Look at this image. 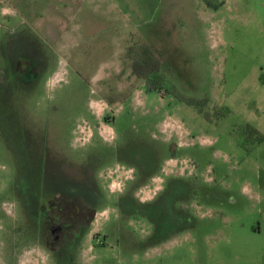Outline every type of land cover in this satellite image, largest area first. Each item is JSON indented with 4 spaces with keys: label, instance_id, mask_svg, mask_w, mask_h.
<instances>
[{
    "label": "rangeland",
    "instance_id": "obj_1",
    "mask_svg": "<svg viewBox=\"0 0 264 264\" xmlns=\"http://www.w3.org/2000/svg\"><path fill=\"white\" fill-rule=\"evenodd\" d=\"M133 43L230 114L130 102ZM246 123L264 133V0H0V264H264V141L231 136ZM57 197L97 211L60 248Z\"/></svg>",
    "mask_w": 264,
    "mask_h": 264
},
{
    "label": "trees",
    "instance_id": "obj_2",
    "mask_svg": "<svg viewBox=\"0 0 264 264\" xmlns=\"http://www.w3.org/2000/svg\"><path fill=\"white\" fill-rule=\"evenodd\" d=\"M121 62L123 65L121 73L125 74L128 69L130 76L143 82L144 90L147 94H160L165 97H171L176 102L193 108L210 124L219 123L231 112L227 107L213 104L207 98H195L182 94L173 83L176 75L174 69L168 63L163 62L152 48L145 43H133L129 45L121 57ZM107 99L110 105L117 102L112 97H107ZM104 119L107 122L109 117L106 116ZM231 136L241 141L240 145L246 152H249L250 149L264 141V133L248 123L235 127L231 132ZM53 200H56L58 207L63 211V214L65 213L64 217L67 219V222H62V225H60V228L64 230L60 234H58V231L53 233L52 230L56 226L46 221L45 212L42 213V222L48 237L56 234L54 235V239L57 240L59 243L58 247L60 248L62 245L72 242L78 230L83 228L88 229L93 222V214L77 222V207L80 206L83 210H86L88 208L86 204L79 202L77 197L68 199L57 197ZM53 200L51 203H53ZM78 203L79 205L77 206ZM69 212L75 218L68 222L70 217L67 213ZM46 242L49 243L50 241L47 240Z\"/></svg>",
    "mask_w": 264,
    "mask_h": 264
},
{
    "label": "flooded vegetation",
    "instance_id": "obj_3",
    "mask_svg": "<svg viewBox=\"0 0 264 264\" xmlns=\"http://www.w3.org/2000/svg\"><path fill=\"white\" fill-rule=\"evenodd\" d=\"M27 61H20V62H18L17 63V71L19 72V73H21L22 71H23V69L27 66ZM36 71V70H35ZM35 74V73H34ZM35 76V75H34ZM164 183V182H163ZM52 201V200H51ZM51 201H49V203L46 205V206H44L43 208H42V210H43V212H45L46 214V221H49V222H51L54 226H56V228H54L53 230H52V232L53 233H55V231H58V234H60V233H62V231L64 230V229H61L60 228V225H62V222H64V223H66L67 221V219L64 217L65 216V213L63 214V211L58 207V204L56 203V200H53V203H51ZM45 210V211H44ZM83 211H84V214H83ZM90 214H93V222L96 220V216H97V211H95V210H92V209H90V208H87L86 210H83L80 206L79 207H77V222H79L80 220H82L83 218H88V216L90 215ZM67 215L70 217V219L68 220V222L71 220V219H74L75 218V216L73 215V214H71L70 212L69 213H67ZM167 215L165 214V213H160V218H165ZM51 218V219H50ZM181 219V218H180ZM185 220V219H184ZM189 220H190V218H189ZM92 222V223H93ZM187 222V221H186ZM91 223V224H92ZM59 226V227H58ZM58 227V228H57ZM79 231V230H78ZM77 231V232H78ZM99 234H101V233H97V234H95L94 235V240L96 241V243L99 245L100 243H98V242H100L101 241V238H99L98 239V237L97 236H101V237H103V239L104 240H106V238H107V236H105V235H103V234H101V235H99ZM103 235V236H102ZM105 244V243H104ZM104 244L103 245H101L100 244V246H103L104 247Z\"/></svg>",
    "mask_w": 264,
    "mask_h": 264
},
{
    "label": "crops",
    "instance_id": "obj_4",
    "mask_svg": "<svg viewBox=\"0 0 264 264\" xmlns=\"http://www.w3.org/2000/svg\"><path fill=\"white\" fill-rule=\"evenodd\" d=\"M118 74V73H117ZM130 74V73H129ZM132 80L140 82L141 85L137 88V91H131V93H129L128 95V99H130V102L133 101L137 104V101H139V103H143V105L145 103H147L148 98L150 99L151 97H149L148 95H146L147 93L144 90V84L142 81L137 80L136 78L132 77ZM156 96H158L159 98H161L162 100H164L166 97L165 96H161L160 94H154ZM92 250V248H89V252Z\"/></svg>",
    "mask_w": 264,
    "mask_h": 264
},
{
    "label": "built area",
    "instance_id": "obj_5",
    "mask_svg": "<svg viewBox=\"0 0 264 264\" xmlns=\"http://www.w3.org/2000/svg\"><path fill=\"white\" fill-rule=\"evenodd\" d=\"M77 128H79V134H80V141H82V140H84V136L82 135V133L85 131V130H90V124L87 122V121H82L79 125H78V127ZM76 140H77V136H76ZM90 140V139H89ZM115 172H113V171H110L109 172V174H108V176H107V178H109L110 179V184H109V187H110V190L111 191H113L112 189H111V186H112V183L114 182V176H115V174H118V172L116 171V170H114ZM112 188H113V186H112Z\"/></svg>",
    "mask_w": 264,
    "mask_h": 264
}]
</instances>
